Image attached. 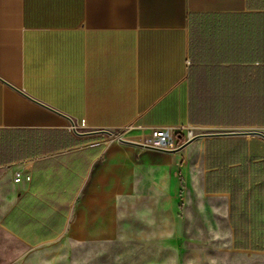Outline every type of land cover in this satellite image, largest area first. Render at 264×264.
I'll return each instance as SVG.
<instances>
[{"label":"crops","instance_id":"1","mask_svg":"<svg viewBox=\"0 0 264 264\" xmlns=\"http://www.w3.org/2000/svg\"><path fill=\"white\" fill-rule=\"evenodd\" d=\"M263 78L264 0H0V226L113 245L183 208L234 246L233 200L264 197L262 137L168 152L115 134L263 131Z\"/></svg>","mask_w":264,"mask_h":264},{"label":"rangeland","instance_id":"2","mask_svg":"<svg viewBox=\"0 0 264 264\" xmlns=\"http://www.w3.org/2000/svg\"><path fill=\"white\" fill-rule=\"evenodd\" d=\"M209 132L196 130L194 136ZM218 219L213 228L205 214L185 213L183 208L167 211L158 228L139 219L126 238L113 245H84L62 238L29 247L0 226V264H264V252L237 250L231 230Z\"/></svg>","mask_w":264,"mask_h":264},{"label":"trees","instance_id":"3","mask_svg":"<svg viewBox=\"0 0 264 264\" xmlns=\"http://www.w3.org/2000/svg\"><path fill=\"white\" fill-rule=\"evenodd\" d=\"M256 89H258V86H256ZM260 94V106L264 122V78L260 85ZM246 100V104L249 106L248 95ZM255 103L257 106L258 101H255ZM225 156L230 157L231 155ZM217 180L219 183L215 182L216 179L213 182L207 179V190L217 189L220 179ZM252 191L260 192L259 188L256 187H252ZM230 220L234 232V247L236 249L264 251V197L254 194L251 198L244 197L239 202L233 200Z\"/></svg>","mask_w":264,"mask_h":264},{"label":"built area","instance_id":"4","mask_svg":"<svg viewBox=\"0 0 264 264\" xmlns=\"http://www.w3.org/2000/svg\"><path fill=\"white\" fill-rule=\"evenodd\" d=\"M194 134L195 130L186 127H181L178 130L156 128L133 138L124 137L123 134H119L118 139L131 140L147 147L169 152L178 149L186 140L193 137ZM16 180H19V176L16 177Z\"/></svg>","mask_w":264,"mask_h":264},{"label":"water","instance_id":"5","mask_svg":"<svg viewBox=\"0 0 264 264\" xmlns=\"http://www.w3.org/2000/svg\"><path fill=\"white\" fill-rule=\"evenodd\" d=\"M95 133H107L109 135H112L111 132L106 131V130H99L96 131ZM248 135H256L259 137H262L264 139V132L263 131H259V130H243V131H228V132H209V133H202V134H198L195 135L191 138H189L188 140H186L178 149L173 150V151H169V152H175L178 150L183 149L184 147H186L188 144H190L191 142H193L195 139L199 138V137H216V136H248ZM122 142L124 143H128V144H132V145H136L139 147H144V148H151V147H147L144 146L140 143L131 141V140H127V139H120ZM154 149V148H152Z\"/></svg>","mask_w":264,"mask_h":264}]
</instances>
